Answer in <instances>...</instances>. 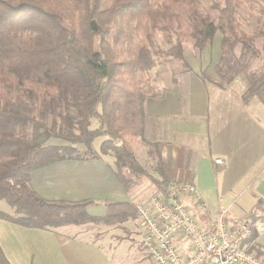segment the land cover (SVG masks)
<instances>
[{"label": "trees", "instance_id": "16d2710c", "mask_svg": "<svg viewBox=\"0 0 264 264\" xmlns=\"http://www.w3.org/2000/svg\"><path fill=\"white\" fill-rule=\"evenodd\" d=\"M254 18L261 28L252 29ZM217 31L220 80H241L243 101L264 104V62L254 67L264 0H0V199L12 208H0V220L51 229L136 217H93L89 201L47 199L31 174L56 160L100 156L93 141L103 137L100 151L116 158L127 187L147 177L163 190L167 181L150 176L131 145L144 135L146 100L164 94L146 80L159 59L181 61L182 71L192 72L185 44L212 50ZM198 75L211 79L205 70ZM255 210L262 216L250 241L264 197ZM0 264H11L1 245Z\"/></svg>", "mask_w": 264, "mask_h": 264}, {"label": "crops", "instance_id": "0c3cea01", "mask_svg": "<svg viewBox=\"0 0 264 264\" xmlns=\"http://www.w3.org/2000/svg\"><path fill=\"white\" fill-rule=\"evenodd\" d=\"M220 52L217 46L215 63ZM198 73L193 69L186 73L192 75L191 80H172L164 86L163 96L146 100L144 135L132 139L131 145L140 164L158 181L189 182L202 189L205 210L193 200L186 203L198 221L209 227L211 212L228 196L233 198L228 207L235 218L232 222L246 212L238 204L244 191H250L255 203L264 197L257 191L264 180V104L258 98L243 101L246 87L241 80H212L210 88ZM218 158L222 164L216 163ZM118 172L116 158L110 153L60 159L35 169L31 185L47 199L89 201L87 212L93 217H136L112 225L97 221L106 225L107 243L118 241L109 251L102 247L98 235L94 241L87 239L89 230L81 237L75 234L74 227L85 222L42 229L1 219L0 245L10 263L141 264L140 257L120 251L119 246L137 231L144 249L136 210L156 187L147 177L127 187ZM239 191L242 193L237 195ZM247 243L249 250L264 260V233ZM146 258L154 264L148 252Z\"/></svg>", "mask_w": 264, "mask_h": 264}, {"label": "built area", "instance_id": "2783aa9c", "mask_svg": "<svg viewBox=\"0 0 264 264\" xmlns=\"http://www.w3.org/2000/svg\"><path fill=\"white\" fill-rule=\"evenodd\" d=\"M222 164V159H216ZM187 200L200 210L207 208L200 189L189 182L167 181L137 206L142 245L154 264H264L247 243L257 214L248 212L235 220L230 209L220 205L209 227L197 221ZM258 235L264 222L258 221Z\"/></svg>", "mask_w": 264, "mask_h": 264}, {"label": "rangeland", "instance_id": "374dc122", "mask_svg": "<svg viewBox=\"0 0 264 264\" xmlns=\"http://www.w3.org/2000/svg\"><path fill=\"white\" fill-rule=\"evenodd\" d=\"M262 23L256 21V18L253 19V26L252 29L255 28H261L262 27ZM221 39H222V33L221 31H217L214 39H213V44H212V50H205L203 52H200L198 49L194 48L193 45L191 44V42H187L185 44V51H184V56L187 60V62H189L192 65V68L195 69L196 71H198L199 73H201V71H206V73L210 76L211 79H215V80H220V76L218 75V73L216 72L215 69V61L216 58H214V52H215V48L220 47V43H221ZM168 42V41H167ZM169 43V42H168ZM170 44V43H169ZM163 45L165 46H169L168 44L164 43ZM257 47L260 49V53H261V57L256 59L254 61V67L255 68H261L262 64L264 62V36L259 38L257 41ZM124 56H126V54H124ZM166 60V59H165ZM162 59H159V64L151 71V75L149 80H146V84H151L153 86H156V88L159 91H163L164 86H167L172 80H191L192 75L191 74H186V72L182 71V62L178 61V60H172V58H169V61H165ZM211 79L207 78V80L209 81L208 83L210 84V88L212 87V83H211ZM224 82V81H223ZM222 82V83H223ZM104 140L103 137H97L94 141H93V147L94 150L96 152L101 153L100 151V145L102 143V141ZM51 142V141H50ZM56 143H60L61 141H55ZM77 146V148H79V150H84L85 146L83 144H78L75 145ZM255 187V186H254ZM201 193H202V189L199 188ZM242 191V190H241ZM241 191H239L237 193V195L239 193H242ZM250 191L246 190L243 192V195L240 197V200L238 201V204L241 205V207L243 209H246V212H244L242 215L251 212L252 214H257V216H262V213L255 210L254 208L252 210H250L252 208V206L255 203L254 198L250 195ZM259 196V194H257ZM210 198L213 199L214 203H215V198L211 197ZM233 201V198L228 196L227 198H225L224 202H221L218 204V206L216 207L215 210H213L211 213L212 216H215L217 214V212L219 211L220 205H222L223 207H229L230 203ZM0 208L10 212L12 210V208L8 205V203L4 200L0 199ZM195 218L198 221V217L195 216ZM199 222V221H198ZM106 225L103 223H98V222H94V223H90V222H85L83 224H80L76 227H74L75 229V234L79 237H81V234L83 235L85 230H89V232L85 233L86 237L88 240H96V236L98 235V238L101 242H102V247L107 251H109L111 248V245H116L118 241L113 242L111 241L107 243L106 241V235L104 233V231L106 230ZM121 232V231H120ZM124 234V232H122ZM141 233L139 232H134L131 236V238L127 241H125V243L123 242L119 247H120V251H124L127 254H133L135 253L138 257H140V263L141 264H150V261L148 260L147 257V251H145V249H142L141 247ZM128 244L132 247H130L131 249H129ZM143 246V245H142ZM134 258H136L134 256ZM133 262L135 263L138 260H134L132 259ZM138 264V263H136Z\"/></svg>", "mask_w": 264, "mask_h": 264}, {"label": "water", "instance_id": "95a60500", "mask_svg": "<svg viewBox=\"0 0 264 264\" xmlns=\"http://www.w3.org/2000/svg\"><path fill=\"white\" fill-rule=\"evenodd\" d=\"M257 191L264 196V180L258 185Z\"/></svg>", "mask_w": 264, "mask_h": 264}]
</instances>
